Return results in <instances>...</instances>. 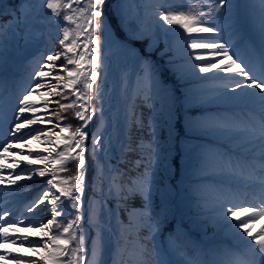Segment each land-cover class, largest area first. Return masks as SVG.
Instances as JSON below:
<instances>
[{
	"label": "snow or ice",
	"instance_id": "6c2138e0",
	"mask_svg": "<svg viewBox=\"0 0 264 264\" xmlns=\"http://www.w3.org/2000/svg\"><path fill=\"white\" fill-rule=\"evenodd\" d=\"M258 3L261 44L257 50L246 41L238 19V10L242 7L250 8L252 5L233 3V0H206V3L201 4V9L206 7L207 11H193L188 4L173 7L168 0H139L135 5L136 11L131 16L126 11L127 0H117L115 13L118 17L117 27L125 30L126 40L123 42L116 39L107 22L104 13L106 0H39L38 4L29 5L30 10L24 11L25 28L33 11L36 15L46 16L49 23L53 22L52 17H56L58 21H67L74 25V28H63V38L59 39L62 51L51 52L46 58L36 60L37 66L28 73V79L34 83L26 84L14 100L9 87L10 49L5 47L4 35L14 34V29L19 28V9L24 8V5L10 6L16 12L15 22L9 25L7 32H0V129L3 130V136L7 137L10 133L13 139L0 140V162H7L9 156L19 155L28 164L21 167V162L13 159L10 162L13 171L7 174L5 168L9 165L5 163L0 166V185H5V188L0 189V199L5 195L15 196L21 190H27L28 186L16 184L22 178L32 180L33 177L48 176L50 178L44 182L51 187L43 190L25 210L34 212L39 205L47 202V205H51L48 209L51 218L46 223L29 219L24 224L22 219L15 216L12 208L0 209V240L4 244L23 245L27 242L30 250L47 252L44 264H129V261L131 264H264V225L253 231L256 223L264 219V0H258ZM6 7L9 6L0 0V21ZM43 8L50 10L49 13L41 12ZM234 9L237 11L234 12ZM206 21L209 23H205ZM165 25L169 27L166 28ZM160 33L183 40L184 54L189 62L195 50H217L212 51L210 57L195 54L196 61L207 62L192 67H198L199 73L218 69L217 75L211 79L226 81L223 87L234 94L230 99L252 106L244 114L245 125L238 129L246 136L245 144L241 147L250 154V159L244 164L234 162L233 156L238 149L233 150L230 147H226L224 152L215 153L214 159L207 152L201 156V173L239 175L247 182L246 187L253 188L256 192L252 200L237 201L234 190L233 199L222 196L218 200V213L214 217V223L227 239L206 250L183 228H174L170 233L172 239L168 249L160 251L155 246L149 247L155 232L161 224L168 221L170 213V209L165 206L162 218L148 214L153 182L150 168L145 165V171L137 179L124 184L121 182L123 174L118 168L109 167L104 159L112 147L110 136H107L108 143H104L108 127L112 125L111 118L108 120V127H103L105 116L108 115L104 102L107 95L110 49L116 50L113 55L118 53L131 61L134 68L131 75L137 78V88L132 89V79L127 68L121 76L126 96L130 89L133 92L124 114L129 140L123 143L117 138L122 153L145 150L143 142L133 146L130 140L131 129L144 126L136 112L137 100L141 101V106L151 109L152 116L147 126L152 129V136H156L157 130L167 129L169 138H172L175 122L179 120L176 111L178 93L184 97L186 104L191 103V97L187 93H181L178 86L168 87L154 63L141 57L127 43V40L132 39H148V49L154 50ZM184 33L191 39L185 38ZM187 48H191L193 52H187ZM169 51L173 49L166 43L162 56ZM62 59L63 63L57 64ZM168 64L176 80H182L184 77L177 72L174 57ZM70 65L73 67L69 68ZM219 73L231 75L221 76ZM64 89L68 91L65 92ZM34 94L42 97L51 94L60 99H45L37 106L33 99ZM73 96L74 100L71 99ZM53 103L58 106V111L53 110L52 114L58 119L63 118L62 113L72 110L74 117L82 122L74 130H71V125H56L60 132L71 130L70 136L60 140L64 148L56 152L54 157L51 153H37L33 156L32 152H13V148L23 149L32 140L41 141L42 136L45 142H51V129L32 126L52 123L44 117L48 115L49 105ZM38 112H43L44 115H37ZM94 117L98 121V130L86 131ZM186 122L191 125V121ZM5 125L8 127L5 128ZM86 151L94 168L90 185L93 196L87 202L83 200L86 188ZM147 151L150 157L158 156L159 145L155 139L149 143ZM143 159L141 156V160L136 162L137 166ZM69 160L76 162L75 175L61 179L58 173L68 171L65 165ZM217 161L222 167H217ZM53 163L60 167H31ZM16 168L20 170L15 171ZM105 188L109 195L115 193L120 201L126 202L136 195L141 196L145 201L143 208L132 209L128 223L118 220V227L113 228L111 220L117 217L118 210L108 208ZM97 191L99 196L96 195ZM134 217L140 218L143 226L147 228V235H141V226L134 224ZM17 225L35 228L40 239L29 240L27 236L20 238L10 235L18 231ZM93 231L95 235H92ZM188 249L194 255H188ZM173 254L182 259L173 260ZM21 256L22 253L17 256L5 252L0 255V260L11 257V264H39L38 261H25ZM205 256L209 258L205 259Z\"/></svg>",
	"mask_w": 264,
	"mask_h": 264
},
{
	"label": "rangeland",
	"instance_id": "374dc122",
	"mask_svg": "<svg viewBox=\"0 0 264 264\" xmlns=\"http://www.w3.org/2000/svg\"><path fill=\"white\" fill-rule=\"evenodd\" d=\"M189 2H194V11L197 8L198 6V1L199 0H188ZM117 0H106V4L104 6V13L105 14H109V13H112L117 21V24H118V17L115 13V4H116ZM183 2V0H168V3L171 4L173 7H183L181 6V3ZM26 3H28L29 5L32 4V3H39V0H26ZM139 3V0H127V9L126 11L128 12V14L131 16V15H134L135 11H136V7L135 5ZM206 3L205 0H201V3ZM30 10V9H29ZM23 13L24 11H22V18H21V24L19 26V28L16 29V36H15V40L17 41V39H20L21 43L20 44H17V42H13L11 44H13V52L11 54V62H10V65L13 64V59L14 57L16 56V53H17V47L21 44H23L24 42V39L25 41L28 40V37L24 38L23 34H22V28H21V25L22 23L24 22V17H23ZM35 12L33 11V14ZM32 14V15H33ZM54 20V17L52 18V21ZM161 23H163L161 21ZM32 27V25L30 26ZM165 27H169L168 25H165ZM40 28V25H34L33 26V30L34 32L37 31L38 29ZM72 28H74V25H72ZM71 26H70V29H72ZM119 27H116V29H118ZM119 30L123 33V36L125 37V30H121V28H119ZM21 37H23V39H21ZM166 36L163 34V33H160L158 35V39L155 43V46H154V50L159 47L160 45V41L165 39ZM126 39V37H125ZM135 41V39H132ZM145 41V47H146V50H145V53L147 54H152V49H148V44H149V40L148 39H143ZM140 41V40H139ZM153 50V51H154ZM16 66H14L12 68V73H13V82H12V85H18V84H21V85H24V84H27L29 82V79L27 76H25L22 72V69L24 66L20 65V60H18L16 63ZM124 88V86L122 87V89H119L117 91V94H118V108L116 109L115 111V114L118 115V117L121 116L122 114V111L123 109L122 108H119V106L121 107H125V94H124V91H122ZM41 91H44L43 89H41ZM67 91V89H65V92ZM36 95V94H34ZM33 95V96H34ZM63 115V114H62ZM59 124L61 127H63L64 125L60 124V122L58 123H52V127H51V130L53 132V134L50 136V143L48 142H45V138H44V142H39L40 146L39 148H37V146L33 145V143H38V141L36 140H33L30 144H27L25 147H23V149H20L19 152H24V154H27L28 152H35V151H40L39 153L41 155H49V153H51V155L54 157L55 156V153L60 151L61 149L64 148V145L62 143H60V140L64 137H67V136H70V132L67 131V132H60V129L59 127H56V125ZM34 128V126H32ZM18 148H13L12 151H17ZM2 153V151H1ZM74 155V153H73ZM10 157H13V159L17 160V161H20L21 162V167H25L27 166V160H23L21 156L17 155V156H10ZM6 162H0V166H2L3 164H5ZM60 165L59 164H48V165H45V164H37V168H44V167H48L49 169H56L57 167H59ZM48 178V176H45L43 178L41 177H33L32 180H29L30 183H39V184H36L35 186H33V188H36V189H40L41 188V191L42 192L43 190L45 189H48L49 185H47L44 181H46ZM32 190H30L29 192H31ZM51 208V205H47V202H45V204L43 205V209H50ZM47 214H50L51 212L48 210L46 212ZM32 216H29L28 217V220L29 219H33L34 220H37V216L39 214H36L35 216H33V214L31 213ZM32 217V218H31ZM27 224V223H26ZM20 228H23V231L20 232L18 230V232L16 233V236L15 237H24V236H27L29 238V240H39L40 239V235L39 233L37 232V230L35 228H25L24 226H20ZM11 252L13 255H15L13 253L14 251V248H13V245L11 247ZM27 257L26 258H23L21 256V258L25 261H38L39 264H42V259H43V256L45 255V252L44 251H40L39 249H37V251H32L29 249L28 245H27ZM19 256V255H17ZM7 264H11V257H9V262Z\"/></svg>",
	"mask_w": 264,
	"mask_h": 264
},
{
	"label": "trees",
	"instance_id": "16d2710c",
	"mask_svg": "<svg viewBox=\"0 0 264 264\" xmlns=\"http://www.w3.org/2000/svg\"><path fill=\"white\" fill-rule=\"evenodd\" d=\"M107 22L109 23V21H108V19H107ZM110 24V23H109ZM111 26V25H110ZM111 29L113 30V32H114V35H116V33H115V29H114V27H113V25L111 26ZM116 37V36H115ZM63 63V62H62Z\"/></svg>",
	"mask_w": 264,
	"mask_h": 264
},
{
	"label": "bare ground",
	"instance_id": "6f19581e",
	"mask_svg": "<svg viewBox=\"0 0 264 264\" xmlns=\"http://www.w3.org/2000/svg\"><path fill=\"white\" fill-rule=\"evenodd\" d=\"M44 217L40 220V221H43Z\"/></svg>",
	"mask_w": 264,
	"mask_h": 264
}]
</instances>
